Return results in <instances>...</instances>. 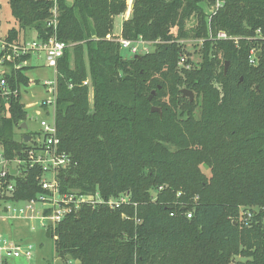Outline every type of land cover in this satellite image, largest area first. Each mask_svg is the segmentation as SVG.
Returning <instances> with one entry per match:
<instances>
[{"label": "trees", "instance_id": "1", "mask_svg": "<svg viewBox=\"0 0 264 264\" xmlns=\"http://www.w3.org/2000/svg\"><path fill=\"white\" fill-rule=\"evenodd\" d=\"M128 1L8 0L17 29L7 41L31 29L40 41L55 36L67 45L55 76L54 123L71 158L58 174L60 194L127 200L82 205L45 231L55 257L64 264H264V0H207L219 1L209 16L203 0H132L120 37L154 48L126 59L107 37ZM218 32L228 39H216ZM187 40L201 41L198 67L188 58L189 69L178 66ZM251 52L259 55L254 64ZM4 68L11 88L32 86L27 67ZM182 89L200 100L198 119V103ZM4 108L0 100L3 156L23 159L28 144L13 131L27 112L20 97ZM40 173L27 167L8 176L15 191L5 199L42 194Z\"/></svg>", "mask_w": 264, "mask_h": 264}, {"label": "built area", "instance_id": "2", "mask_svg": "<svg viewBox=\"0 0 264 264\" xmlns=\"http://www.w3.org/2000/svg\"><path fill=\"white\" fill-rule=\"evenodd\" d=\"M219 6V1H216L213 11L215 13ZM126 12H131L130 7ZM125 12V13H126ZM54 18L56 16L53 11ZM209 16V15H208ZM55 26V21L51 23ZM211 36V34H209ZM116 37V36H115ZM216 39H228L224 32H218ZM107 39H112L121 45V49L128 48L132 55L138 54V44H145L142 40L131 42L124 40L121 37L115 39L113 36H108ZM67 45L58 41L55 36L50 37L47 41L33 40L26 43L16 44L9 42L5 38H0V68H4V64L10 63L13 70H18L24 65L25 60L16 62L21 57L33 56L35 54H43L46 65L53 70L56 75L57 61L62 57ZM148 53V52H146ZM257 52H251L250 63L254 64ZM186 57L182 56L178 62L179 67L189 69L190 65H185ZM0 74V100L4 101L5 112L7 110L8 101L11 98H17L20 95V87L11 88ZM55 78V76H54ZM49 90V98H47L42 106L54 107L56 95V80L47 81L42 84ZM83 86L89 87V80L83 82ZM90 88V87H89ZM54 111V110H53ZM4 113V111H3ZM39 133L37 138L30 139L28 148L24 150L23 159H14L13 161L6 160L3 156L2 149L0 150V220H28L31 223V230H36V226L43 228V231H54L66 216L74 214L82 205L91 207L107 206L109 208L118 207L119 204L125 203V197L118 199L103 200L98 194L95 195H67L60 194L58 174L61 170H65L71 165V158L68 154L61 151L60 140L57 136L52 119H41L38 121ZM14 170V175L10 174L8 168ZM40 168L41 173L37 178L42 194H38L35 198L24 201L6 200L15 191L13 181L7 179L8 176H21L26 168ZM187 218L190 215L187 214ZM36 224V226L34 225ZM32 257V246H21L12 242H8L0 235V264H5L8 258Z\"/></svg>", "mask_w": 264, "mask_h": 264}, {"label": "rangeland", "instance_id": "3", "mask_svg": "<svg viewBox=\"0 0 264 264\" xmlns=\"http://www.w3.org/2000/svg\"><path fill=\"white\" fill-rule=\"evenodd\" d=\"M73 0H66V3L71 4ZM203 10L207 15H210L211 11L215 7V4L210 6L207 3V0H203ZM132 0L128 1V7H131ZM205 4V6H204ZM127 13V12H126ZM126 13L122 16H118L114 18V27H113V35L114 38L117 39L120 37L121 26L123 23V16H126ZM194 24L193 20H190L187 23V27H190ZM12 28L17 29V23L13 19L10 13V8L8 4V0H0V38H5L7 32ZM27 31V32H26ZM34 30L28 29L25 31H21L19 33L16 44L26 43L24 39L21 38H31L32 36H37ZM173 32L175 30H172ZM112 35V36H113ZM116 36V37H115ZM33 40V39H32ZM37 40V39H35ZM28 42V41H27ZM185 51L187 52L186 58H188L193 66L198 67L201 62V41L199 40H187L182 42ZM153 45L151 43L138 44V54H144L146 52H150L153 50ZM123 58H130L132 54L130 53V49L125 48L120 51ZM34 57L31 61L32 64H35L37 67L31 64L29 65L28 59L25 60L24 65L21 66L27 67L25 76H27L31 81H33L32 86L23 87L20 86V102L24 106L27 115L26 121L23 122L27 125L28 129L23 130L20 126L14 128V139L16 141H21L24 137H27L28 134L30 138H37V134L39 133V124L38 121L41 119H52L54 116V107H46L42 106V103L49 98V90L46 86H43L44 80L52 81L54 76L53 70L45 65L44 55L41 53ZM34 66V67H33ZM34 68V69H32ZM47 82V81H45ZM194 94V93H193ZM92 93L91 89H89V102L91 104ZM198 103V107L194 112V117L196 119L199 118L200 109L199 103L200 100L194 94V100ZM22 124V123H21ZM20 124V125H21ZM29 137V136H28ZM30 142V141H29ZM28 142V143H29ZM27 144V143H26ZM1 148V146H0ZM1 150V149H0ZM201 171L207 176H210L209 169L205 166H200ZM154 195V191L152 192ZM255 212H257V208H253ZM36 226V224L34 223ZM0 233L1 237L6 238L8 242L16 243L21 246H27L30 244L32 246V257L26 259L25 257L20 258H8L7 264H64L60 259L56 258L53 250V240L47 237L43 231V228H39L36 226V230H31V223L28 220H13V221H1L0 220ZM70 260V259H68ZM71 263V261H69ZM72 264V263H71Z\"/></svg>", "mask_w": 264, "mask_h": 264}, {"label": "water", "instance_id": "4", "mask_svg": "<svg viewBox=\"0 0 264 264\" xmlns=\"http://www.w3.org/2000/svg\"><path fill=\"white\" fill-rule=\"evenodd\" d=\"M258 56L259 55L257 54L255 57L258 58ZM227 66H228V62H226L224 64V72L226 71ZM6 72H7V70L5 68H0V74H4ZM154 95H155V91H151L150 95L148 96V101H151V99H152V97ZM181 95H182L183 98H187L189 100V102H193V100H194V94H193L192 91H188V90L182 89L181 90ZM150 112L151 113H157L160 117L162 115L161 110L158 107L152 106L151 109H150ZM20 128H22L23 130H27L28 129V127H27V125L25 123H22L20 125ZM30 139H31L30 136L29 137L27 136V137L23 138V141L25 143H28L30 141ZM8 169L10 171V174L14 175V173H15L14 170L12 168H10V167ZM68 259H70V258L68 257ZM76 263H78V262H76Z\"/></svg>", "mask_w": 264, "mask_h": 264}, {"label": "crops", "instance_id": "5", "mask_svg": "<svg viewBox=\"0 0 264 264\" xmlns=\"http://www.w3.org/2000/svg\"><path fill=\"white\" fill-rule=\"evenodd\" d=\"M130 10H131V8H130ZM130 13L131 12H127L126 13V16H123V20H125V19H127L129 16H130ZM27 32V31H26ZM34 32V31H33ZM21 39H24V41L25 42H29V41H33V40H35V39H37V36H35V33H34V36H32L31 38H27V37H25V38H21ZM33 39V40H32ZM39 54H35V55H33V56H31V57H29V59H28V63H29V65L31 64V66L32 65H34L33 67L34 68H36L37 66L35 65V64H32L31 63V61H32V59L34 58V57H36L37 56V59L39 58V56H38ZM45 65H46V63H45ZM34 68H32V69H34ZM26 73V72H25ZM26 75V74H25ZM45 81H49V80H44L43 82H45ZM0 235H1V233H0ZM6 239V238H5ZM16 244V243H15Z\"/></svg>", "mask_w": 264, "mask_h": 264}]
</instances>
